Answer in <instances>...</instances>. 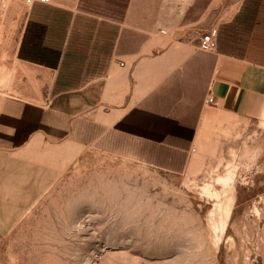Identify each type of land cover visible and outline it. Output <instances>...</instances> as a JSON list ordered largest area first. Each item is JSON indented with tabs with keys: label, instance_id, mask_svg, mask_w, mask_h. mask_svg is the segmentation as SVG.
I'll return each mask as SVG.
<instances>
[{
	"label": "crops",
	"instance_id": "1",
	"mask_svg": "<svg viewBox=\"0 0 264 264\" xmlns=\"http://www.w3.org/2000/svg\"><path fill=\"white\" fill-rule=\"evenodd\" d=\"M232 1L27 5L14 59L19 97L0 99V154L32 171L93 148L184 172L214 113L264 125V0ZM211 29L216 50H199ZM208 94L216 106L204 103Z\"/></svg>",
	"mask_w": 264,
	"mask_h": 264
},
{
	"label": "rangeland",
	"instance_id": "2",
	"mask_svg": "<svg viewBox=\"0 0 264 264\" xmlns=\"http://www.w3.org/2000/svg\"><path fill=\"white\" fill-rule=\"evenodd\" d=\"M26 10L0 0V99L19 97ZM213 118L184 172L93 148L32 171L0 154V264H264V125Z\"/></svg>",
	"mask_w": 264,
	"mask_h": 264
},
{
	"label": "built area",
	"instance_id": "3",
	"mask_svg": "<svg viewBox=\"0 0 264 264\" xmlns=\"http://www.w3.org/2000/svg\"><path fill=\"white\" fill-rule=\"evenodd\" d=\"M52 0H24L25 4L30 6L33 3L50 4ZM162 35L166 34L165 31H160ZM199 50L204 52H213L216 50V29H211L207 34L200 38ZM204 103L209 106H216L217 102L211 94H208ZM193 151V150H192Z\"/></svg>",
	"mask_w": 264,
	"mask_h": 264
},
{
	"label": "bare ground",
	"instance_id": "4",
	"mask_svg": "<svg viewBox=\"0 0 264 264\" xmlns=\"http://www.w3.org/2000/svg\"><path fill=\"white\" fill-rule=\"evenodd\" d=\"M224 180V179H223ZM230 203L228 202L227 204H226V206H225V208H224V215H225V217H227L228 215H229V213H230Z\"/></svg>",
	"mask_w": 264,
	"mask_h": 264
}]
</instances>
